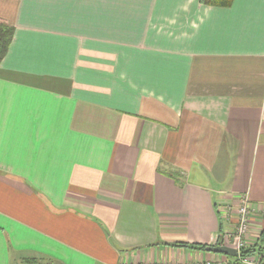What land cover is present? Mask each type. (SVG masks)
<instances>
[{"label": "crops", "instance_id": "obj_1", "mask_svg": "<svg viewBox=\"0 0 264 264\" xmlns=\"http://www.w3.org/2000/svg\"><path fill=\"white\" fill-rule=\"evenodd\" d=\"M0 23V264L227 259L182 245L264 207V0H0Z\"/></svg>", "mask_w": 264, "mask_h": 264}, {"label": "built area", "instance_id": "obj_2", "mask_svg": "<svg viewBox=\"0 0 264 264\" xmlns=\"http://www.w3.org/2000/svg\"><path fill=\"white\" fill-rule=\"evenodd\" d=\"M222 212L224 214V217H228L229 213H233L231 206H225ZM256 215H259L264 219V207L261 209L256 208L249 203V200L246 197H239V202L235 209V221L232 222V230L225 232L220 242L222 246L235 250L237 253L236 257H228L227 259L218 262H204L198 264H264L259 255L244 257L241 254L242 250L250 246L246 240V235L249 230L252 217ZM229 220L231 222V217L227 219V221Z\"/></svg>", "mask_w": 264, "mask_h": 264}, {"label": "trees", "instance_id": "obj_3", "mask_svg": "<svg viewBox=\"0 0 264 264\" xmlns=\"http://www.w3.org/2000/svg\"><path fill=\"white\" fill-rule=\"evenodd\" d=\"M231 1L232 0H201L203 4L211 5V6H219V7H227L231 3ZM12 36H13V29L3 23H0V61L2 60L8 49ZM217 244L214 247H216ZM182 246L188 247L190 249H198V250H205L208 247L206 245H201V244H191V245L183 244ZM241 254L244 257H252L254 255H259L262 261L264 262V228L261 230V233L258 237V241L255 244L250 245L246 249L242 250ZM22 263L40 264V261L36 259H24Z\"/></svg>", "mask_w": 264, "mask_h": 264}, {"label": "water", "instance_id": "obj_4", "mask_svg": "<svg viewBox=\"0 0 264 264\" xmlns=\"http://www.w3.org/2000/svg\"><path fill=\"white\" fill-rule=\"evenodd\" d=\"M205 250L207 252L222 254L224 256L231 257V258L236 257L237 255L235 250L222 246V245H218L216 247H207Z\"/></svg>", "mask_w": 264, "mask_h": 264}]
</instances>
